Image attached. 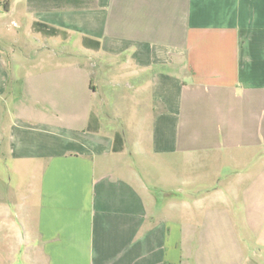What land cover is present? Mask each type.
Listing matches in <instances>:
<instances>
[{"label": "crops", "instance_id": "1", "mask_svg": "<svg viewBox=\"0 0 264 264\" xmlns=\"http://www.w3.org/2000/svg\"><path fill=\"white\" fill-rule=\"evenodd\" d=\"M22 9L0 264H264V0Z\"/></svg>", "mask_w": 264, "mask_h": 264}, {"label": "rangeland", "instance_id": "2", "mask_svg": "<svg viewBox=\"0 0 264 264\" xmlns=\"http://www.w3.org/2000/svg\"><path fill=\"white\" fill-rule=\"evenodd\" d=\"M4 1L1 0L0 2V55L8 66L25 64V59L27 60V58L20 54V47L29 49L35 41L23 39L21 35L23 25H25L22 13L23 0H9V7L10 5L12 7V13L9 15H7L3 7ZM144 127H147L145 121ZM163 173L160 172L158 175L154 174V176L159 180L160 177L164 176Z\"/></svg>", "mask_w": 264, "mask_h": 264}, {"label": "trees", "instance_id": "3", "mask_svg": "<svg viewBox=\"0 0 264 264\" xmlns=\"http://www.w3.org/2000/svg\"><path fill=\"white\" fill-rule=\"evenodd\" d=\"M1 2V0H0ZM3 7L5 11H8L9 9V0H5L3 3ZM35 28L47 35H56L58 32L55 29H52L48 26H42V25H36Z\"/></svg>", "mask_w": 264, "mask_h": 264}]
</instances>
